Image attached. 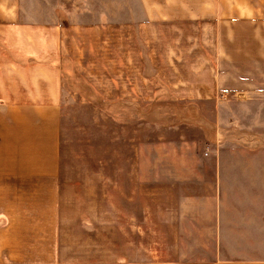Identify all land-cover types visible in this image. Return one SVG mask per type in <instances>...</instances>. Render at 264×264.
Wrapping results in <instances>:
<instances>
[{
	"label": "crops",
	"instance_id": "0c3cea01",
	"mask_svg": "<svg viewBox=\"0 0 264 264\" xmlns=\"http://www.w3.org/2000/svg\"><path fill=\"white\" fill-rule=\"evenodd\" d=\"M134 4L140 21L108 25L60 21L55 12L44 11L48 8L30 11L27 0H0V264H264V167L254 163L264 162V154L225 152L228 166L250 156L255 170L251 181L236 189L226 182L222 189L224 146L217 133L209 138L211 156L181 152L175 139L152 146V202L144 203L152 214H132L128 224L118 207L110 247L60 241L61 90L67 79L75 88L74 34L124 32V27L159 38L180 34L171 44H144L145 50L123 44L125 56L115 44V83L105 81L116 97L197 107L203 101L219 105L220 96L264 95V0ZM87 44L75 46L91 50L93 44ZM107 65L105 59L104 74Z\"/></svg>",
	"mask_w": 264,
	"mask_h": 264
},
{
	"label": "rangeland",
	"instance_id": "374dc122",
	"mask_svg": "<svg viewBox=\"0 0 264 264\" xmlns=\"http://www.w3.org/2000/svg\"><path fill=\"white\" fill-rule=\"evenodd\" d=\"M115 1L27 0L30 11L48 8L44 11L48 14L55 12L60 21H99L109 25L116 21L133 20L136 23L142 19L135 0H117L120 4ZM131 9L132 16L126 13ZM121 10L123 14L117 16ZM113 31L74 34V42L80 44V49L87 46L88 41L93 46L91 50L81 51L75 44H70L71 58L75 61V88H71V80L67 79L61 90L60 241L72 244L75 239V247L95 250L113 244L118 207H122L124 223L128 224L132 214L142 216L146 211L152 214L144 203L152 202V146L156 143L180 140L179 151L196 150L198 155L204 152L210 155L214 152V143L209 138L217 133L224 146L220 163L222 189L226 182H231L230 187L236 189L239 182L251 181L255 170L250 156L248 161H233L235 166H228L225 152L252 156L264 154V95L246 100L220 96L219 105L216 101H203L197 107L180 101L163 106L152 104L151 98L144 102L133 97L114 96V86L111 88L105 79L109 77L113 85L115 44H120L119 55L125 56L129 54L123 44H137L145 50L144 44H171L172 40H178L176 38L180 34L169 32L159 38L157 34L126 31L125 27L124 32ZM105 59L108 62L107 74L100 71ZM129 86V83L124 84L125 88ZM144 157L148 158L143 161ZM254 163L264 167V162ZM202 166L208 168L207 165ZM158 182L164 183V180ZM85 222L91 225L84 226ZM84 227L90 230L84 231ZM65 231L73 232L66 235Z\"/></svg>",
	"mask_w": 264,
	"mask_h": 264
},
{
	"label": "trees",
	"instance_id": "16d2710c",
	"mask_svg": "<svg viewBox=\"0 0 264 264\" xmlns=\"http://www.w3.org/2000/svg\"><path fill=\"white\" fill-rule=\"evenodd\" d=\"M61 106H62V103H61ZM62 110H60V113H61ZM59 147H60V142H59Z\"/></svg>",
	"mask_w": 264,
	"mask_h": 264
}]
</instances>
